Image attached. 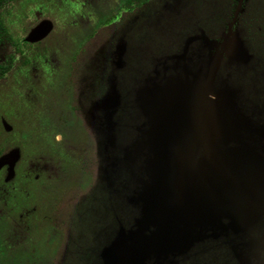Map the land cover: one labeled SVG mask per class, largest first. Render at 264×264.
I'll return each instance as SVG.
<instances>
[{
	"label": "rangeland",
	"instance_id": "rangeland-1",
	"mask_svg": "<svg viewBox=\"0 0 264 264\" xmlns=\"http://www.w3.org/2000/svg\"><path fill=\"white\" fill-rule=\"evenodd\" d=\"M57 1L21 0L12 7L10 27L19 40L30 37L41 13L53 32L27 46L41 54L31 74L11 72L0 81V150L16 146L24 155L20 175L4 190L12 214L26 216L29 241L40 246L37 263L107 264L106 251L122 244L116 253L128 264H264L262 164L244 171L249 184L242 187L191 178L199 152L194 141L211 135L206 84L197 82L199 100L192 90L183 95L182 86L150 92L157 83L205 77L204 33L230 29L227 40L237 38L254 57L244 62L221 54L217 86L233 73L258 72L261 61L264 68V0H164L104 23L94 21L93 9L101 5L103 18L113 20L120 0H95L94 7L93 0ZM84 44L72 99L71 59ZM245 85L248 91L249 80ZM101 88L105 113L91 105ZM249 94L254 98L245 108L258 120L263 112L264 122V83L262 110L253 103L258 87ZM59 130L68 146L56 144ZM211 162L208 156L205 163ZM33 175L39 180L28 181ZM24 238L13 229L5 241Z\"/></svg>",
	"mask_w": 264,
	"mask_h": 264
},
{
	"label": "water",
	"instance_id": "water-1",
	"mask_svg": "<svg viewBox=\"0 0 264 264\" xmlns=\"http://www.w3.org/2000/svg\"><path fill=\"white\" fill-rule=\"evenodd\" d=\"M198 10H196V13ZM188 17L187 14L182 19L188 20ZM192 23L195 22H191V24ZM199 23L200 22H197V25H199ZM204 26L209 27V24ZM227 30L228 32H225L222 35V30H220V34L218 35H207L206 33L203 35V44L209 50L208 70L204 74V78H202L203 72H200L201 77H198L197 74L194 79L185 83L177 81L176 83H168L164 86L157 83L150 92H154V94H157V92L162 93L163 90L170 92V90L165 89L167 86V88H172L171 93H174L175 90H178H173L174 87L182 86L181 89L184 88L182 90L183 95H186L187 92L190 94L191 92L189 91L192 90V94L197 100V92L202 87L197 82L201 81L206 84L205 90L210 96L206 99L205 111L209 117L212 115L211 127L208 129V123L206 127L207 132L211 135L206 137V139L204 138L205 136H203L201 142L198 144L194 141L193 145L198 146L197 149L199 152L195 161V169L191 170L188 175L191 178L201 179L205 183L208 181L229 179L233 184L242 187L244 184L246 186L249 184L246 183L245 178L243 177L244 171L251 167V163L253 164V162H257L263 166L264 187L263 112H261L262 115L258 120L252 112L246 109L245 107L250 106L251 100L254 97L249 94L245 84L240 85V88H237L236 86L238 82L244 83L246 81L245 77L249 69L244 71V73L239 74L238 78H236L235 73H233L229 76V80L224 84L219 86L216 85L215 77L219 68L221 54L227 59H234L237 61L244 60L245 62L248 61L247 59H254L252 55H248L245 46L242 42L238 41L237 38L235 39L234 37L230 42L227 40L228 35L231 34L232 31L230 29ZM262 56L263 54H260V58H262ZM261 64L262 65H259L260 67L263 66L262 61ZM246 96L250 99L246 100ZM259 98L258 95V98L253 103L256 102L260 110H262L263 105ZM106 99L107 96L104 93L101 97H96L91 105H93L94 109L97 108L105 113L106 106H104V104ZM93 115L96 116L97 114ZM198 117H201V115ZM191 131L192 130H189L188 133H191ZM16 155L17 153L13 152L3 157L0 159V165ZM208 156L212 157L211 164L205 163ZM183 179H185V177ZM186 179H188V177ZM254 239L255 241L252 240L251 243L253 244V247L256 248L257 246L255 244L257 240L256 238ZM253 242H255V244ZM121 246L122 244L113 248V250L106 251L104 258L107 264H128L124 258L116 253ZM238 256L241 258L243 257L241 255H237V257ZM145 264H147V261Z\"/></svg>",
	"mask_w": 264,
	"mask_h": 264
},
{
	"label": "flooded vegetation",
	"instance_id": "flooded-vegetation-1",
	"mask_svg": "<svg viewBox=\"0 0 264 264\" xmlns=\"http://www.w3.org/2000/svg\"><path fill=\"white\" fill-rule=\"evenodd\" d=\"M21 0H0V81L3 80L9 73L15 72V73H22V74H31V70L33 69V65L31 63H35V58L38 56H41L39 52H34L31 49L27 48L28 45H36L41 44L43 40L48 38L50 34H52L53 29L50 20L43 18L41 13V19H36L32 28V31L30 32V37L28 38H22L18 39L16 38L10 27V20L9 17L12 14V7L19 3ZM56 4L57 0H53ZM67 2H71L74 0H66ZM100 1V0H99ZM98 1V2H99ZM119 1V0H117ZM125 1L126 0H120L118 3V7L111 12L109 15L112 17L113 20H108L106 18H103L105 16L104 13H102L103 7L101 5L97 6V8H94L91 17L95 19L97 23L99 21L101 22H108V21H114L119 20L121 18V15H124V7H125ZM95 0H93V7L95 6ZM119 17V18H118ZM108 18V17H107ZM115 18V19H114ZM89 34V33H88ZM90 37H88V43L90 41ZM84 50L80 53H75L76 55L73 56L72 60V67L69 69L71 78V83H68V88L72 86L70 89V92L73 94L71 95V98L74 97V94L76 90L72 82L75 77V70L77 67V61L81 56L79 54L85 53V47L84 44ZM37 56H36V55ZM35 69V68H34ZM35 70H38L37 68ZM25 72V73H24ZM44 75H49L44 72ZM70 98L69 108H71V114L77 116L76 114L80 113L79 107H77L74 101ZM74 112V113H72ZM6 131H9L8 127H5ZM13 136H17L16 131L12 133ZM60 136L61 140H58L57 137ZM66 135L64 132L60 131L56 133L54 139L57 145L60 146H68V142H66ZM16 152L17 155L10 160H7L6 162L2 163L0 165V264H40L37 263V256L35 254L38 253V250L40 249L39 244L30 242L33 241L28 234L27 226H25L26 223V216L20 215L19 218L15 217V214H12L10 211V207L8 205V198H11L10 196L6 195V191L4 190L5 185H9L12 183L15 179L18 178L20 175L19 170L17 168V165L24 160L23 155V149L19 147L9 148L8 151L0 150V159L3 157ZM25 169V170H24ZM22 170V178L25 180L24 177L25 171H27V166ZM27 180V179H26ZM39 180L38 175H33L30 178H28V181H37ZM34 208L31 209V212H34ZM14 227V228H13ZM13 229H18L21 232L24 233L25 238L22 243H10L5 241V237L8 232L11 233ZM30 240V241H29ZM28 255L30 256V259H28ZM40 261V260H39Z\"/></svg>",
	"mask_w": 264,
	"mask_h": 264
},
{
	"label": "trees",
	"instance_id": "trees-1",
	"mask_svg": "<svg viewBox=\"0 0 264 264\" xmlns=\"http://www.w3.org/2000/svg\"><path fill=\"white\" fill-rule=\"evenodd\" d=\"M164 0H126L125 1V7H124V15L123 18L126 19L127 17H130L135 12H139L144 10L145 8L149 6H153L155 8L156 4L163 5L162 3ZM230 20V17L228 18ZM227 19V20H228ZM103 88L98 89L96 91V96L101 97L103 94Z\"/></svg>",
	"mask_w": 264,
	"mask_h": 264
},
{
	"label": "crops",
	"instance_id": "crops-1",
	"mask_svg": "<svg viewBox=\"0 0 264 264\" xmlns=\"http://www.w3.org/2000/svg\"><path fill=\"white\" fill-rule=\"evenodd\" d=\"M261 33H263V29L260 30ZM263 58V56H262ZM250 71V70H249ZM255 71L252 72H248L246 74V81L244 83L238 82L236 84L237 88H240V85L245 84L248 80H249V90L248 92L250 93L253 89L258 87V95H259V100L262 101V105H263V83H264V68L259 67L258 72L254 73ZM250 76V78H249ZM246 95V94H245ZM246 100H249L250 98H248V96H246L245 98Z\"/></svg>",
	"mask_w": 264,
	"mask_h": 264
}]
</instances>
